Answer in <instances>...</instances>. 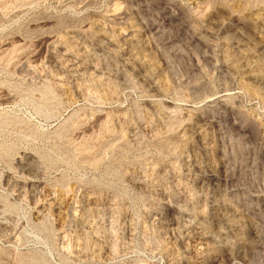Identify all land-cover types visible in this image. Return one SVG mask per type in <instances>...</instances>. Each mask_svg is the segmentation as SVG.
Returning a JSON list of instances; mask_svg holds the SVG:
<instances>
[{"label": "rangeland", "instance_id": "rangeland-1", "mask_svg": "<svg viewBox=\"0 0 264 264\" xmlns=\"http://www.w3.org/2000/svg\"><path fill=\"white\" fill-rule=\"evenodd\" d=\"M0 264H264V0H0Z\"/></svg>", "mask_w": 264, "mask_h": 264}]
</instances>
